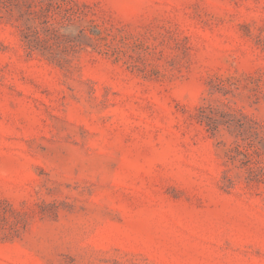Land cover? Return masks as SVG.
Segmentation results:
<instances>
[{"label":"rangeland","instance_id":"374dc122","mask_svg":"<svg viewBox=\"0 0 264 264\" xmlns=\"http://www.w3.org/2000/svg\"><path fill=\"white\" fill-rule=\"evenodd\" d=\"M0 264H264V0H0Z\"/></svg>","mask_w":264,"mask_h":264},{"label":"trees","instance_id":"16d2710c","mask_svg":"<svg viewBox=\"0 0 264 264\" xmlns=\"http://www.w3.org/2000/svg\"><path fill=\"white\" fill-rule=\"evenodd\" d=\"M241 127H243L244 128V130H246V125L245 124H243V123H241ZM247 131V130H246Z\"/></svg>","mask_w":264,"mask_h":264}]
</instances>
